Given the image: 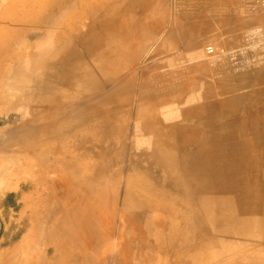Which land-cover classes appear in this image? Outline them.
Listing matches in <instances>:
<instances>
[{
    "label": "bare ground",
    "instance_id": "6f19581e",
    "mask_svg": "<svg viewBox=\"0 0 264 264\" xmlns=\"http://www.w3.org/2000/svg\"><path fill=\"white\" fill-rule=\"evenodd\" d=\"M78 2L79 0H23L24 5L19 4L20 14L8 27L12 36L1 52L2 55L0 54L5 61L0 60V65L6 66L3 73L7 76L5 83L9 90L15 85L19 88L18 92L29 94L32 89L29 92L28 88L34 84L55 89L56 94L54 103L41 102L36 108L30 104L29 107L33 108L28 109L30 111H23L22 107L17 109L26 120L16 130L10 131V136L7 133L8 137H4L6 142L0 140L5 142L0 143V159L5 155L22 159L16 169L13 168L15 165L7 168L6 176L4 175L6 178L2 177L3 180L17 177L21 172L28 174V183L34 188L36 204L31 208L30 216L25 217L30 223L25 243L11 250L6 255L4 264H159V252L174 255L175 258L166 264H229L232 253L217 249L226 245L241 250L247 248L254 253L264 249V242H249L250 237L255 238L257 233H262V224L255 216L261 214L264 207V89L259 88L264 84V68L259 70L257 77L256 73H244L237 77L241 82L252 81L254 91L250 95L239 92L251 87V83L233 88L222 85L217 95L209 92L204 95L200 92L198 97L191 94L184 101V96L192 90L191 84L177 88V96L171 97L166 90L170 85L161 90L156 87L159 85L155 81L152 84L147 82L143 88H149L151 93L145 92L147 95L140 96V102L136 104L147 105L149 115L143 118L139 113L135 135L143 133L149 137V151L142 153L137 160L126 129V117L124 116V121L119 119L120 115L129 111L126 105L131 103L129 95L133 87H136L134 81L130 83L126 79V73L135 71L130 69V65L136 61H139L136 67L140 60L146 62L145 59L149 58L166 35L165 28L168 29L169 26L159 31L163 23L160 21L147 27L148 34L153 29H158L161 34L149 46V50L144 51L145 55H141V50L146 46L139 39L131 43V51L129 48L123 53L119 51L120 44L121 41L126 43L130 38L127 23L131 21L129 25L133 28L134 16L131 14V19L129 15L125 16L129 18L126 22L124 15L120 18L121 10L118 7L108 5L100 12V19L93 18L88 25L85 23L84 31L78 23L83 25L81 18L88 15V8L86 2H81L80 5ZM28 12L31 16H24ZM75 24L81 32L73 28L75 26L72 25ZM70 32L73 33L72 37L67 36L71 35L68 34ZM21 41L29 49L30 54L25 57L26 52L18 51V43ZM205 52L207 55V49ZM203 53L198 54V58L202 59ZM28 57H31L30 61H27ZM120 60H123L121 64L126 65L118 66ZM260 62L262 60L259 59ZM32 65L38 69L44 67L47 71L37 72L38 76L34 78V71L38 69L32 71ZM116 67L120 68L117 70ZM46 75L62 78L57 82L53 79L56 86H52L47 83ZM228 77L229 73L226 72L225 80H229ZM108 84L111 85L110 89L118 91L109 97L102 95V99H98L95 105H88L92 108L88 117L92 120L97 137L85 138V112L83 116L75 117L72 115L74 108L82 102L85 111V99L88 102L97 99L99 94L105 93ZM175 84L174 87H177ZM112 85L116 88H112ZM61 87L65 90H82L86 98L70 100L58 92ZM204 87L205 83H202L201 88ZM110 89L108 87V92ZM15 100L14 96L5 99L9 111L14 110ZM196 101L202 105L196 108L194 118L197 123L192 129L194 137L184 138L185 129L182 126L165 124L176 112L171 115L169 105L175 103L187 106ZM112 104H117L116 108L114 106V109H108ZM13 118L9 120L15 124L17 118ZM73 120L84 129L60 127ZM120 120L123 121L122 125L117 124ZM4 125L5 122L0 120V128L5 127ZM90 134L93 136V133ZM117 148L129 150L130 155L120 158L119 154L113 153ZM85 149L91 151L85 154ZM236 158L237 161L234 162ZM134 164L156 182L161 181L163 172L175 171L176 184L169 185L172 195L155 190L154 187H151V192L144 191L141 186L137 187L134 175L130 172L136 167ZM2 168L0 171H4ZM163 180L166 181L165 175ZM254 184L257 187H253ZM186 196L194 198V202H187ZM215 198L238 204L241 207L237 210L240 211L238 214L244 217L243 225L234 213L228 219L212 217L207 208ZM110 200L114 201L112 205L108 203ZM142 201L147 203L140 205V213L136 216H146V229L139 228L135 223L136 216H133L136 210L134 205ZM162 209L169 221L150 224V217L156 219L155 214ZM164 212L159 213L165 214ZM223 224L228 227L222 226ZM238 225H242V229H236ZM25 229L26 225L20 232ZM130 229L134 231V235L128 233ZM166 234L169 235V243L155 246L151 243L152 236ZM143 250L149 251V255L143 256L136 263L133 251ZM252 261L253 264H259L257 260Z\"/></svg>",
    "mask_w": 264,
    "mask_h": 264
},
{
    "label": "rangeland",
    "instance_id": "374dc122",
    "mask_svg": "<svg viewBox=\"0 0 264 264\" xmlns=\"http://www.w3.org/2000/svg\"><path fill=\"white\" fill-rule=\"evenodd\" d=\"M81 2L83 3L86 2L87 4L86 7L88 8V11H87L88 15H85V17L81 18V22L83 21L82 22L83 25L80 24V22L78 23L79 26H82V30L84 31H85V28H84L85 23L88 25V23L93 18L100 19L99 17L100 12L104 9L105 6H108V5L113 8L114 6H116L121 10L120 18L123 15L124 17L129 15L128 16L129 18L130 16L131 17L134 16V19L132 18V24L134 25L133 28H132V25H129V23H131L130 20H129L130 22L127 23L128 27L130 28V31H129V33H131L130 38L126 41V43L125 42L123 43V41H121V44H120L121 48H119V51L121 50L120 52H123V53L129 50V48L131 47V43L139 39V40H142V42L146 46L145 48L142 47L144 48L141 50L143 54L140 52L141 55H145L144 51L147 52L149 50L148 48H150L151 45L157 41L159 35L161 34L159 31H162L165 26H169L168 29L165 28V31L167 30L166 35L157 44V47L151 53L149 58L145 59L146 62L143 60L142 61L140 60V63H138L137 64L138 66L136 67V63L139 62V61H136L134 63L135 66H133L134 64L130 65V67H132L130 69L135 70V71H132L133 73L131 72V74L126 73L128 74L126 79L129 80L130 83H133L134 81L133 84H135L134 86L136 87H133V90H132L133 92L131 91L129 95V98H131V103L129 105H126L127 106L126 108L129 111L123 113L122 114L123 116L120 115L119 119L121 118L124 121L126 117L125 119L126 124H128L126 125V129L128 130V134L130 137L129 140H131L132 144L134 145L133 152H134V157H137V160H138V157L142 153L149 151V143H148L149 137L143 135V133L142 135L139 134V136L135 135L136 126L139 125V121H138L139 113H140V117H143V118H146L149 115L147 105L144 104L143 106H141L139 104H136V102L139 101L138 99L140 96L145 95L147 92L151 91L147 87L143 88V86L147 82L150 84H152L151 82L153 83L156 82V85H159V86H156L155 84L153 85H155L158 89H161V90L167 87L168 85H170V87L168 86V88L167 89L165 88V89L168 90L167 92H169V95H171V97L177 96L178 89L180 87L182 88L183 85L191 84L192 90L189 91V93L184 96V101L187 99L186 96L189 97L192 94L194 95V97H198V94L200 92H202V94L204 95H206V93L208 92L212 93L213 95H217V93L221 91L222 88L220 89V87H222V85L223 86L226 85L227 88H233L236 85L251 83L252 84V85L250 84L251 87L248 86L247 88H244L243 91H240L239 93L245 94V95H248V93L249 95L253 94L252 91H254V87L252 88L253 86L252 81L249 80L248 82H244V81L241 82L240 79L237 77H239L241 74H244V73L252 74V75H255L256 73V77H257L259 70L264 68V19H263L264 18V9H263L264 0H176V1L175 0H144V1L143 0H79L78 5H80ZM19 4L24 5L23 0H0V54L1 55H2L1 52L4 50L5 45L9 41V38L12 36L8 30V27L10 26L12 22L16 21V17L18 16V14H20ZM67 5L69 6V4ZM29 12L25 14L23 13L24 16L28 15V17H30L31 15H29ZM128 12L129 14H127ZM127 18H126V22H127ZM260 19L262 20L260 21ZM160 21L161 22L163 21V23L162 25H160L161 29L159 31L158 29H153L152 31L149 30V34L148 32H146L148 26L152 24H156L157 22H160ZM78 25L75 24L72 26L76 27ZM75 27L73 28L76 30L79 29V27H76V28ZM34 30H36V28H34ZM79 31L81 32L80 29ZM146 33L147 35H145ZM68 34H71V35H67L68 37H72L73 35V33L71 32ZM21 43L23 42L21 41L20 43H18V47H19L18 51H21L24 53L26 52L25 55L23 56L25 57L26 55L30 54L28 52L29 49L25 43L23 44ZM123 44L126 46H124ZM208 46L214 47V49L216 50V53L214 55L205 54L206 53L205 50L207 49ZM131 48L129 51H131ZM80 50L82 52V49H79L78 51ZM199 51L200 53L202 51L204 52L203 53L204 57L202 59L198 58L199 57L198 54H200ZM166 57H169V58H166ZM30 58L31 57H28L27 61H30L31 60ZM184 59H186V61ZM259 59L262 60V62L259 63ZM0 60L5 62L3 58L1 59V57H0ZM122 61L123 60H120V62H118L119 64L118 66L126 65V64H121ZM142 64L144 66H142ZM140 65L142 66V68ZM143 67H145V69ZM31 69L32 71H34L38 69V67L32 65ZM42 69H38L34 71L35 73L33 72L34 78L38 76L36 74L37 72L39 73L44 70L47 71L46 68L44 67H42ZM142 70H144L143 71L144 73H141ZM5 71H6V66L0 65V120L5 122V125H4L5 127L2 126L1 127L2 129L0 128V140H3V141L5 140L6 142L7 140L4 137L10 136L11 134L10 131L12 132L13 130H16L18 126L24 120H26L21 115V112L18 111L20 107H22L21 109H23V111H30L28 110L31 108L29 107L30 104H31L30 106H32L33 108H36L41 105V102L45 104L54 103L56 94H54L55 89L53 90L50 87H42V86L38 87V85H34V84L30 86L31 88L30 87L28 88L29 92L32 89L30 93L28 92L29 94L27 93L23 94V92L21 91L18 92L19 88L15 85H12L11 86L12 88L9 90L6 87V83L8 80L7 76L3 73ZM127 72H130V71L128 70ZM134 72L136 73L134 74ZM226 72L229 73V77L227 78L229 80H225ZM128 76H130L129 77L130 79H128ZM161 77H164V79L163 78L161 79ZM61 78H62L61 76L52 78L46 75L47 83L51 84L52 86L53 84H55L56 86L55 81ZM178 78L180 79V81ZM209 78H211V80H207ZM53 79L55 81H53ZM126 79L124 81H126ZM202 83H205V87L203 89L201 88ZM174 84L177 87H174ZM262 85L263 86L259 87L260 89H264V84ZM13 86L16 88V90H14L15 88ZM112 86H113L112 88L114 87L116 88V86L114 85ZM108 87L110 89L111 85L108 84V86L106 87L105 93H101V95L99 94V97H97V99L96 98L91 99L89 100V102L85 99V111L83 109L84 105H82L83 104L82 102L76 106V109L74 108L75 111L73 112L74 114L72 113V115H74L75 117H78V116L81 117L83 116L85 112V125H83V127L85 126V136H86L85 138L93 139L97 137L95 130L93 128L92 120L88 117L92 109V108H89L88 105L90 104L95 105V103L99 101L98 99H102V95L104 96L107 95L109 97L110 95L117 93L118 90L113 91L112 89H110L111 91L108 92ZM249 87L250 89H248ZM173 89L175 90L177 89V90L176 91L174 90L172 92ZM58 90L56 89V91L63 93L70 100H73V99L79 100L80 98H84V97L86 98L85 92H82V90H80L79 92L77 88H71L70 90H65L61 87ZM10 91L12 92L10 93ZM170 91L172 93H170ZM31 93L32 95L34 94L33 95L34 97L31 95ZM52 93L54 94V97ZM59 95L61 97L60 93H58V96ZM11 96H14L16 100L14 103V110L9 111L7 104L4 101L5 99L11 98ZM22 97H24V99ZM20 103L21 104L23 103V105L21 106ZM36 103L38 104L35 105ZM27 104H28V107H27ZM172 104H174V106ZM115 105L117 106V104L109 105L108 109L116 108ZM170 105L169 107L171 108L168 109V111L170 110L169 111L170 114L172 115L175 111L176 112L172 115L174 116V118H172L171 116L169 118L170 121L167 120L168 122H165V124L167 126H173V125L179 124V126H182L185 129V133L183 134L184 138H193L194 134H193L192 129H194V126L197 123V120L194 118L197 112L196 108H200L202 103L196 101L187 106H181V105L178 106V105H175V103H171ZM130 107L132 110L130 109ZM130 110H131V113H130ZM141 111L143 112L141 113ZM177 114L179 115V117L180 116L181 117L179 118ZM12 118L13 119L17 118L15 124L10 123L9 119H12ZM171 118L174 119V121ZM7 119L9 121H7ZM123 121L120 120L119 122H117V124L122 125ZM76 122L77 121L73 120L71 121V123L67 122L69 125L67 123H64L62 124V126L60 125V127L62 129H67L65 127H71L74 130H83L84 128L81 126L80 127L77 126L79 123H76ZM129 125H131L132 127ZM129 130L131 132H129ZM90 133H93V136ZM5 142L0 141L1 144ZM135 146L137 148H135ZM88 151H91V150L85 149V154H88L89 153ZM96 151H99V150H96ZM129 152H130L129 150L126 151L120 148H117L113 151V153H116V155L119 154L120 158L122 159H124L126 156H129L130 155L128 154ZM121 153L122 154L124 153V154L122 155ZM2 158L0 159V169L1 167H3L2 169L4 171H0V264H4L5 257L11 250L17 247L19 248L25 243L29 235L28 229H30L29 227L30 223L26 220V218L27 216L28 217L30 216L31 208L36 206L34 202L35 196L33 194L34 188H32V186H29L30 183H28V180H29L28 179L29 176H27L28 174L21 172L19 176L14 177L12 179L3 180L2 178L4 177V175L6 176L5 172L7 171V168L9 169L10 167H13L15 165L13 168L16 169L18 166H20L19 163L22 161V159L17 158V157H8L6 155ZM169 161L173 162V159H170ZM235 161H237V158L234 160V162ZM134 166L136 167H133V169L130 172L131 174L134 175L133 180L136 181L134 182L136 185L138 184L137 187L140 188L141 186V189L144 188L143 189L144 191L148 190L150 192H151V187H154L155 190L157 189L160 192H168L169 194L173 192L170 190L171 188L169 187V185L176 184L175 183V179H176L175 171H174L175 173L173 172V170H168V171L163 172V174L166 177V181L164 180L162 181L164 177L163 175V177L161 176V181L156 182V181H153L150 175L148 176V174L143 169L141 170V168L137 166V164H134ZM151 181L153 182L150 185ZM253 187H257L256 184H254ZM262 191L264 193V189ZM185 198H186V201L190 200L194 202V198H188V196H186ZM108 203L112 205L114 201L110 200ZM145 203L147 202L142 201L134 205L136 210H134L135 215L133 214V216L139 215L140 213L139 209L141 208L140 205H143ZM239 208L241 207L238 206V204L235 205L234 203L226 202L223 198L222 199L215 198L214 201L212 202V205L210 204V207L207 208V210L209 209V211L207 212L210 213L212 217L214 218L216 217L217 219H223V218L228 219L229 217H231V214L234 213L237 215L236 217L240 219V221L242 222L240 224L243 225L244 217L242 214H238L240 213V211H237ZM162 211L164 212V209H162L159 212H162ZM159 212L155 214L156 219H153V217H150L152 219L149 218L150 224L154 225L156 223L160 224L162 221H165V220L166 222L169 221L167 220L168 216H166L167 215L166 212H164L165 214L159 213ZM254 213H255V209H254ZM145 217L146 216H140V217L136 216L135 223L141 229L142 227L145 229L147 228L146 226L147 222H145L146 221ZM250 217H253V216H250ZM255 218H258L259 223L262 224L261 227H262L263 234L257 233L255 235L256 236L255 238L250 237L249 242L251 241L250 243H254V242L263 243L264 242V229H263L264 228V207H263L262 213L259 214L258 216H255ZM224 223H227V222H224ZM25 225H26V229L20 232V229L23 228ZM242 225H238V227L236 226V229L237 228L242 229ZM222 226L228 227L225 224H223ZM17 232H20L18 233L19 235L17 237H14V235ZM128 233H131L132 235H134V231L131 229L128 230ZM150 240H151V243L155 246V244L169 243L170 239H169V235L166 234V235H161V236L159 235L152 236ZM217 250L220 252L225 251L227 253L229 252L232 253L231 255L232 257L230 256L231 260L229 264H240V263L241 264H249V263L253 264L254 261H252V259L255 261L257 260L256 261L257 263L259 261V264H264V249H261L260 251L254 253L247 248L241 250V249H238L237 247L226 245V247H221ZM155 252H157V250H155ZM133 253H134V261L136 263L141 261V258H143V256L149 255V251H145V250L133 251ZM240 253H242L241 258H240ZM159 255L161 259L159 260V264H166L167 262H169L170 259L172 260L173 258H175L174 255L171 256L172 254H170L169 256V254L166 252H163V253L159 252ZM153 264H157V262H154Z\"/></svg>",
    "mask_w": 264,
    "mask_h": 264
},
{
    "label": "built area",
    "instance_id": "2783aa9c",
    "mask_svg": "<svg viewBox=\"0 0 264 264\" xmlns=\"http://www.w3.org/2000/svg\"><path fill=\"white\" fill-rule=\"evenodd\" d=\"M207 53L209 55H213L215 53V49L213 48V46H208L207 47Z\"/></svg>",
    "mask_w": 264,
    "mask_h": 264
}]
</instances>
